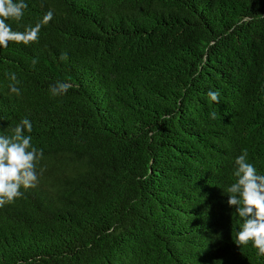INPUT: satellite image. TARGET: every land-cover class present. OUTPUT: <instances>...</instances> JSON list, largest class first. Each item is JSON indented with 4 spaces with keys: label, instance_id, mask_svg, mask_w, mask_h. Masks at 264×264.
Returning a JSON list of instances; mask_svg holds the SVG:
<instances>
[{
    "label": "trees",
    "instance_id": "trees-1",
    "mask_svg": "<svg viewBox=\"0 0 264 264\" xmlns=\"http://www.w3.org/2000/svg\"><path fill=\"white\" fill-rule=\"evenodd\" d=\"M25 2L12 30L53 17L0 47V133L28 118L43 157L0 264H264L225 191L245 149L264 175V0Z\"/></svg>",
    "mask_w": 264,
    "mask_h": 264
},
{
    "label": "clouds",
    "instance_id": "clouds-1",
    "mask_svg": "<svg viewBox=\"0 0 264 264\" xmlns=\"http://www.w3.org/2000/svg\"><path fill=\"white\" fill-rule=\"evenodd\" d=\"M27 7L25 0H0V47L7 48L10 42L27 45L38 41L42 25L53 17L52 11H48L35 26H26L22 32L12 30L7 23L19 22ZM66 59L67 53H62L60 60ZM36 63L33 58V66ZM9 78L18 83L15 73H10ZM68 87L67 82L58 81L50 91L53 95H60L66 93ZM10 90L20 94L15 83L10 85ZM207 96L219 103V91H209ZM210 116L216 118V112ZM31 131V121L24 118L10 129V134L0 133V207L20 198L23 195L21 189L32 188L38 181L37 165L43 157V150L32 146V137L28 134ZM232 175L235 180L225 189L227 204L235 208L241 221L234 233V243L237 247L251 244L258 255L264 256V175L258 174L256 167L248 161L246 149L235 158Z\"/></svg>",
    "mask_w": 264,
    "mask_h": 264
}]
</instances>
